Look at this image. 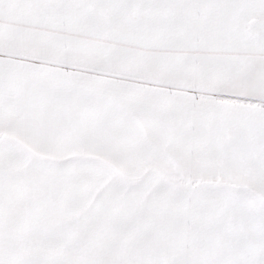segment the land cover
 I'll list each match as a JSON object with an SVG mask.
<instances>
[{"label":"snow or ice","instance_id":"obj_1","mask_svg":"<svg viewBox=\"0 0 264 264\" xmlns=\"http://www.w3.org/2000/svg\"><path fill=\"white\" fill-rule=\"evenodd\" d=\"M0 264H264V0H0Z\"/></svg>","mask_w":264,"mask_h":264}]
</instances>
